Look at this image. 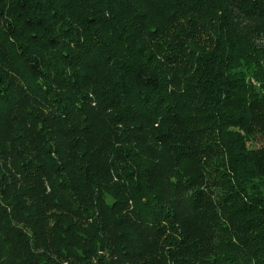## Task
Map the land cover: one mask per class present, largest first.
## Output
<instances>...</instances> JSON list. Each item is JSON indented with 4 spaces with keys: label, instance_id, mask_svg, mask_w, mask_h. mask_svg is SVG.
<instances>
[{
    "label": "trees",
    "instance_id": "1",
    "mask_svg": "<svg viewBox=\"0 0 264 264\" xmlns=\"http://www.w3.org/2000/svg\"><path fill=\"white\" fill-rule=\"evenodd\" d=\"M0 264H264V0H0Z\"/></svg>",
    "mask_w": 264,
    "mask_h": 264
}]
</instances>
